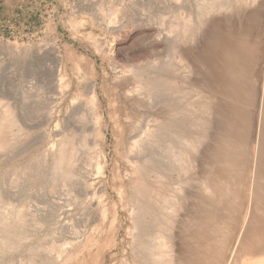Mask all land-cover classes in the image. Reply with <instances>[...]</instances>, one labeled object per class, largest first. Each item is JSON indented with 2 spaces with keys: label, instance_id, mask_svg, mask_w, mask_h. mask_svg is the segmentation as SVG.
<instances>
[{
  "label": "rangeland",
  "instance_id": "obj_1",
  "mask_svg": "<svg viewBox=\"0 0 264 264\" xmlns=\"http://www.w3.org/2000/svg\"><path fill=\"white\" fill-rule=\"evenodd\" d=\"M0 102V264H264V0H0Z\"/></svg>",
  "mask_w": 264,
  "mask_h": 264
},
{
  "label": "bare ground",
  "instance_id": "obj_2",
  "mask_svg": "<svg viewBox=\"0 0 264 264\" xmlns=\"http://www.w3.org/2000/svg\"><path fill=\"white\" fill-rule=\"evenodd\" d=\"M214 11V10H213ZM111 17V16H110ZM113 17H115V16H113ZM112 20V19H111ZM116 21V20H115ZM185 24H187V23H185ZM185 27V26H184ZM80 58V57H79ZM85 58V57H84ZM81 64V63H80ZM93 72V71H92ZM94 79V78H93ZM68 82V81H67ZM141 82V81H140ZM153 82V81H152ZM155 82H158V81H155ZM66 83V82H65ZM92 84V86H90L91 87V89H92V87H93V84L94 83H91ZM144 84V83H143ZM147 84V83H146ZM152 84V83H151ZM158 84V83H157ZM65 85H67V83L65 84ZM153 85V84H152ZM67 87V86H66ZM153 87H155V86H153ZM94 88V87H93ZM146 88V87H145ZM144 89V88H143ZM150 90V89H149ZM154 90V89H153ZM151 91V90H150ZM155 91H156V89H155ZM90 92V95H91V98H90V100H91V104H92V109H93V111H95V113H96V107H95V105H94V103H93V101H94V99H95V91H94V89H92V90H90L89 91ZM1 103V102H0ZM90 103V102H89ZM97 105V104H96ZM91 107V106H90ZM0 149H2V148H6V145H7V143H9L10 141H11V139L12 138H14L13 137V133H12V128L14 127V128H17V120L15 119V117H14V113L12 112V110L10 109V107L9 106H0ZM200 109V108H199ZM201 110V109H200ZM200 112V111H199ZM97 115V114H96ZM161 122V121H160ZM160 125V124H159ZM161 125H163V124H161ZM164 127V126H163ZM159 128V127H158ZM18 129V128H17ZM16 129V130H17ZM19 130H21L20 128H19ZM157 130V129H156ZM19 131H17V133H18ZM146 132V131H145ZM158 133V132H157ZM144 134V133H143ZM149 135H151V133H149ZM158 135V134H157ZM147 137H148V133H147ZM160 137V136H159ZM152 137H150V139H151ZM154 139V138H153ZM156 139V138H155ZM154 139V140H155ZM182 139H183V137H182ZM152 141V140H151ZM177 141V140H176ZM183 141V140H182ZM184 142V141H183ZM190 143V142H189ZM157 145V144H156ZM155 145V146H156ZM194 145V144H193ZM53 148V147H52ZM171 152H172V150H171ZM173 154H175V153H173ZM174 156V155H173ZM177 156V155H176ZM76 158V157H75ZM175 158V157H174ZM178 160V159H177ZM188 160V159H187ZM56 165H57V168L65 175V174H67L68 172H69V170H68V166H70L71 165V163H74L73 161H74V151H73V148H72V142H71V138L70 137H67L66 139H64L63 140V142L62 143H60V145H58V152H57V155H56ZM184 161V160H183ZM180 162V161H179ZM177 163V162H176ZM147 165V164H146ZM55 170H57V169H55ZM58 170V171H59ZM133 171H135V170H133ZM132 171V172H133ZM157 172V171H156ZM162 178V177H161ZM140 180V179H139ZM156 180V179H155ZM158 180V179H157ZM154 181V180H153ZM143 182V181H142ZM158 182V181H157ZM138 184H139V182H138ZM138 184H136V181H135V185L136 186H138ZM132 187H134L135 185L133 184V182H132ZM139 185H142V184H139ZM152 185V184H151ZM144 187H145V185H143ZM159 186V185H158ZM140 188H142L141 186H139ZM154 187V186H153ZM147 188V187H146ZM161 188V187H160ZM134 190V189H133ZM142 190H143V188H142ZM154 190V189H153ZM135 191V190H134ZM156 191V190H155ZM160 191V190H159ZM158 191V192H159ZM136 192V191H135ZM139 192V191H138ZM138 192H137V196H138ZM149 192V191H148ZM136 195V194H135ZM143 195V194H142ZM142 195H140V196H142ZM152 194L150 193V195L149 196H151ZM143 196H146L145 195V193H144V195ZM151 198V197H150ZM149 198V199H150ZM168 198V197H167ZM145 202V201H144ZM150 202V201H149ZM163 204V203H162ZM137 207V206H136ZM167 207V206H166ZM165 207V208H166ZM140 206L138 207V210L140 211ZM170 209V208H169ZM174 209H175V207H174ZM178 210V209H177ZM1 211V210H0ZM137 211V210H136ZM139 211H137V212H139ZM142 211V210H141ZM169 211H171V210H169ZM136 212V213H137ZM18 213V212H17ZM22 214V213H21ZM2 215V214H1ZM136 215V214H135ZM18 216V215H17ZM3 218H6V217H3ZM17 218V217H16ZM20 218H21V215H20ZM143 219V218H142ZM165 219V218H164ZM168 219V218H167ZM1 220V219H0ZM3 220V222H0V230H2V231H5V234H6V232L7 231H9L8 229L9 228H11V227H9L7 224H5L4 223V219H2ZM6 220H8V219H6ZM15 220V219H14ZM10 223H13L14 224V227L17 225V224H19V223H17L18 222V220H17V222H16V224H15V222H12V221H10V219L8 220ZM7 221V222H8ZM169 221V220H168ZM139 222V221H138ZM20 224H23V223H20ZM11 226H12V224H11ZM18 226V225H17ZM21 226V225H20ZM13 227V226H12ZM16 228V227H15ZM15 228H13V230L15 229ZM17 228H19V227H17ZM12 229V228H11ZM10 229V230H11ZM17 230V229H16ZM15 231V230H14ZM9 233V232H8ZM4 234V235H5ZM10 234H12V235H14L12 232L10 233ZM9 234V235H10ZM1 235H2V238L4 237L3 236V234L1 233ZM0 235V236H1ZM6 235H8V234H6ZM11 236V235H10ZM17 236V235H16ZM140 236V235H139ZM8 237V236H7ZM1 238V239H2ZM6 238V237H5ZM4 238V239H5ZM11 238H13V236L11 237ZM16 239V238H15ZM26 239V238H25ZM147 239V238H146ZM14 240V239H13ZM22 241V240H21ZM164 241H166V240H164ZM8 242V241H7ZM9 242H11V241H9ZM159 242V241H158ZM167 242V241H166ZM4 243H5V240H4ZM19 243V242H18ZM10 244V243H9ZM8 244V245H9ZM2 245H3V242H2ZM1 245V246H2ZM11 245V244H10ZM13 245V244H12ZM139 246V245H138ZM157 246H160V245H158L157 244ZM16 247V246H15ZM12 248V247H11ZM54 248V247H53ZM142 248V247H141ZM158 248V247H157ZM159 249H160V247H159ZM60 250V249H59ZM58 250V251H59ZM162 250V249H161ZM160 252V251H159ZM151 253V252H150ZM165 253V252H164ZM159 254V253H158ZM166 254V253H165ZM166 256V255H165ZM164 257V256H163Z\"/></svg>",
  "mask_w": 264,
  "mask_h": 264
}]
</instances>
